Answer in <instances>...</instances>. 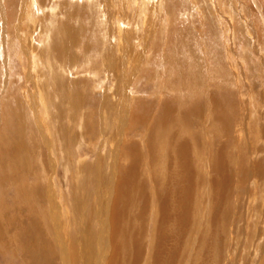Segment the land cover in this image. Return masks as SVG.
I'll list each match as a JSON object with an SVG mask.
<instances>
[{
  "label": "rangeland",
  "instance_id": "obj_1",
  "mask_svg": "<svg viewBox=\"0 0 264 264\" xmlns=\"http://www.w3.org/2000/svg\"><path fill=\"white\" fill-rule=\"evenodd\" d=\"M262 2L0 0V264H264Z\"/></svg>",
  "mask_w": 264,
  "mask_h": 264
},
{
  "label": "bare ground",
  "instance_id": "obj_2",
  "mask_svg": "<svg viewBox=\"0 0 264 264\" xmlns=\"http://www.w3.org/2000/svg\"><path fill=\"white\" fill-rule=\"evenodd\" d=\"M238 1V0H237ZM263 2H264V0H262ZM30 2V1H29ZM115 2V1H114ZM263 2H262V4H263ZM116 3V2H115ZM88 5V4H87ZM126 6V5H125ZM129 8V7H128ZM130 9V8H129ZM106 22V21H105ZM71 41V40H70ZM27 50V49H26ZM26 52V51H25ZM32 53V52H31ZM31 55V54H30ZM32 57V56H31ZM34 58V57H33ZM33 62V61H32ZM38 81V80H37ZM35 83V82H34ZM37 85V84H36ZM36 96V95H35ZM39 97V96H38ZM41 101V100H40ZM42 102L43 101H41V104H42ZM44 103H45V100H44ZM44 103L42 104V105H44ZM35 104H36V102H35ZM37 105V104H36ZM47 105V104H46ZM39 105H37L36 107H38ZM46 109L48 108V107H45ZM37 109V108H36ZM48 110V109H47ZM69 116V115H68ZM82 123V122H81ZM82 134V133H81ZM81 137H82V135H81ZM83 140V139H82ZM76 145V144H75ZM50 146V145H49ZM74 145H73V143H72V146L71 147H73ZM79 146H81V145H79ZM52 148V147H51ZM80 148V147H79ZM74 153V152H73ZM78 156V155H77ZM73 158V157H72ZM73 159H75V158H73ZM78 159V158H77ZM80 159V161L82 162V160H81V158H79ZM181 159V158H180ZM67 167H69V166H67ZM53 175V174H52ZM56 177V176H55ZM126 183V182H125ZM53 185L51 184V187H52ZM52 191V190H51ZM113 191V190H112ZM113 193V192H112ZM111 193V194H112ZM127 195V194H126ZM127 196H129V195H127ZM117 197V196H116ZM111 198V197H110ZM54 204V203H53ZM105 204V203H104ZM110 204V203H109ZM115 204V203H114ZM52 207V206H51ZM55 208V207H54ZM114 208V207H113ZM118 208V207H117ZM58 209V208H57ZM53 210V209H52ZM58 212V211H57ZM56 212V213H57ZM106 213V212H105ZM113 214H114V212H111V220H112V217H113ZM60 216V215H59ZM119 217V216H118ZM115 219V218H114ZM107 220V219H106ZM110 220V219H109ZM54 225H57V224H54ZM113 225H114V223H112V224H109V225H104V227H103V229H104V232H106L108 235H110V233H111V235H110V237L112 238V239H115V237H117L118 236V229H117V225H116V223H115V227L116 228H114L113 227ZM59 227V226H58ZM112 230H114L115 232H116V234H115V236H112V234H113V232H112ZM58 236L60 237V235H62L63 236V234H62V229L60 230V227H59V229H58ZM61 239H63V240H65L66 239V236H63V237H61ZM112 241V240H111ZM108 242V241H107ZM59 244H60V247H61V249H63V252H64V256L62 257L63 258V264H73L72 263V261H74V260H72L71 261V259L69 258V257H67L68 256V253H67V242H66V240L65 241H62L61 243H60V238H59ZM109 244V243H108ZM101 245V244H100ZM102 247H104V246H102ZM99 249V248H98ZM101 249V248H100ZM106 249V248H105ZM107 250V249H106ZM110 250H111V248H110ZM70 251V250H69ZM101 251H102V249H101ZM96 252H97V249H96ZM72 253H70V255H71ZM101 254V253H100ZM138 254V253H137ZM63 255V254H62ZM66 255V256H65ZM87 255V254H86ZM107 253L106 254H102L101 256H100V259H101V261H98V264H101V263H99V262H104V264H113V262H114V260H116V256L114 255L109 261L110 262H107ZM136 255V254H135ZM82 256V258H83V255H81ZM89 256V255H88ZM94 256V255H93ZM72 257V256H71ZM79 257V256H78ZM110 258V257H109ZM85 259H86V257H85ZM89 259V258H88ZM136 259V258H135ZM77 260V259H76ZM79 260V259H78ZM97 260V259H96ZM81 261V260H80ZM168 261V260H167ZM92 262H94V261H92ZM87 263H89L88 261H87ZM162 263H163V261H162ZM75 264V263H74Z\"/></svg>",
  "mask_w": 264,
  "mask_h": 264
}]
</instances>
